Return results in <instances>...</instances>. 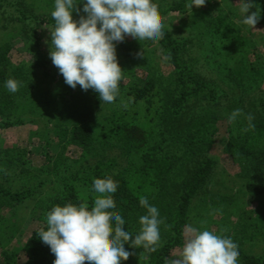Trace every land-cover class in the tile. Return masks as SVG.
<instances>
[{"label": "rangeland", "instance_id": "1", "mask_svg": "<svg viewBox=\"0 0 264 264\" xmlns=\"http://www.w3.org/2000/svg\"><path fill=\"white\" fill-rule=\"evenodd\" d=\"M173 1H184L186 6V0H156V3H160L166 10ZM54 2L55 0H6L3 3V10H0V48H9L7 57L11 68L18 67L30 76L29 71L35 65L33 53L26 49V43H30L33 39L32 29L24 22L15 21L14 16L20 15L18 11L33 16L38 13L51 15ZM239 2L240 0H206L205 6L199 9L193 8L192 12L186 6L182 11H171L163 17V27L168 34L186 43L183 60L187 61L200 77L208 81L206 86L209 89L214 88L218 91L217 95L221 94L218 103L212 97L207 100L203 96L192 97L186 104L187 107L180 112L165 100H159L157 87L152 92L153 96H150L151 104H148L146 100L133 103L129 100L132 75L124 73L122 69V81L116 101L111 104L103 103L98 112L100 115L116 117L131 116L148 132L153 133L151 139L157 147L155 148L157 155L168 156L173 162L172 183L175 185H180L189 178L202 163L212 160L214 166L211 178L199 191L195 192L187 212L186 226L191 225L200 230L231 237L246 253L258 256L264 252V195L251 194L247 191V184L257 181L256 172L248 158L241 155L237 144L244 132L240 126L244 129L248 126L245 122V114L247 116L251 114L259 121L257 113L264 115L258 110L260 101L264 99V24L262 22L264 0H252L256 7H253L251 11H256L257 7L261 11V19L255 29L241 23ZM260 2H263V5ZM209 11L211 14L206 16ZM203 12L205 15L202 14ZM231 22L234 27L230 25ZM54 28L53 25L39 27L42 47L48 56L50 32ZM232 28L239 31L243 41L229 39L230 34L236 33V31L230 32ZM131 40L135 39L126 37L123 42L117 43V54L120 45ZM146 44L149 45L148 56L153 63H151V69L140 70L137 74L150 81L152 75L158 72L161 82L171 85L175 80L176 72L167 57V51L160 44L159 39L146 41ZM53 67L57 69L54 65ZM58 78L57 75L56 79ZM49 81V79H43L41 86L52 88L56 81L51 80L48 86ZM231 92L236 96L231 95ZM233 105L238 109L244 108L246 113H242L235 123L229 124L228 119H222V117H228L233 111ZM191 116H201L208 128L214 127L206 136L208 141L201 142L196 138L193 143L189 142L193 139L190 135L194 132H189L185 125L174 127L179 119ZM23 118L25 124L0 130V149L7 146L16 149L15 153H20V158L16 157V167H18L16 172L21 171L20 183L12 176H9L8 180L6 178L0 180V183L9 189H11L9 186L13 184L15 191H27L35 183L43 182V184L41 186L38 184L36 192H33L28 199V205L19 211L20 216L24 217V229L22 234L14 240L15 245L18 246H22L34 231L43 226L42 222L36 220L37 216L45 212L48 200L57 193L56 191L63 190L64 186L72 182L70 175L76 171L90 172L101 159L95 158L94 153H102L95 150L88 155L85 151H81L79 146H72L59 140V137L64 136V132L70 128V122L65 115H53L51 120L49 116H41V114H27ZM0 123H4L1 115ZM55 128H59L60 132L46 133ZM252 130L254 133L255 129ZM212 131L213 134L210 135ZM176 132L182 137L178 138ZM108 148L107 146L106 149ZM108 150L111 156H117V168L125 172L136 195L144 197L149 194L152 189V175L131 166L128 159L122 157V151ZM64 162L69 169L60 166ZM107 162L112 165L110 160ZM17 186L19 188L16 189ZM219 197L226 198V202L229 203L227 207L230 205L229 212L233 207L237 211V214L229 219L232 221L231 225L223 230L219 229L215 223L221 217L215 215L212 218L207 212V207L212 205L210 203ZM5 203L6 199L0 195V205ZM6 211L5 208L3 212ZM255 217L260 219V236H257V232L251 226V220L256 219ZM238 223L244 225L243 234ZM186 226L182 234L183 244L187 235ZM170 236L168 228L160 229V239L154 246L156 251L161 250ZM183 244L166 258L180 257ZM151 253L150 248H136L132 264H152ZM25 261L27 258L21 256L16 264H25ZM0 264H5L1 251ZM238 264L242 263L238 260Z\"/></svg>", "mask_w": 264, "mask_h": 264}, {"label": "trees", "instance_id": "2", "mask_svg": "<svg viewBox=\"0 0 264 264\" xmlns=\"http://www.w3.org/2000/svg\"><path fill=\"white\" fill-rule=\"evenodd\" d=\"M4 2L6 0H0L1 11L3 10ZM153 2L157 7L162 25L165 15L171 11H182L186 7L183 3L184 1H173L168 9L165 10L160 3H156V0H153ZM75 3L78 5L80 0H75ZM260 3L263 5V2ZM77 7L80 11L79 13L73 12L74 20H79L80 15H83V5L80 4ZM17 13H20V15L14 16L16 18L14 20L20 23L24 22L32 29L33 39L30 43H26V49L33 53L35 65L29 71L30 76L23 73L18 67L11 68L7 57L10 52L9 48H0V115L4 120V123H0V130L25 124L23 117L27 114L47 115L50 120L53 115H65L70 122V128L64 132V136L59 137V140L72 146H79L80 150L85 151L88 155L94 153L95 150H99L102 153H94L95 158L99 159L100 157L101 159L98 160V164L90 172L83 170L72 173L70 175L72 182L64 186L63 190L56 191L57 193L48 200L45 212L39 214L36 219L40 223L42 222L43 226L34 231L22 246L14 243V240L22 234L24 229V217L20 216L19 211L28 205V199L33 195V192H36L40 183H35L27 191H15L12 187L13 184L9 186L11 187L9 189L0 183V195L6 199V203L0 205V251L5 264H16L21 256L27 258L25 264H53L55 256L38 236V233L46 228V214L53 206L64 205L68 202H82L91 206L96 196L92 190L94 178L111 177L114 180L117 185V191L112 197L115 203L114 214L118 213L124 218V230L126 232L129 231L133 235L139 234V229L141 228L139 218L146 214V209L141 207L139 203L142 197L136 195L125 172L117 168V156H111L108 153L110 152L108 149L122 151V157L127 158L131 166L140 168L152 175V189L144 197L149 200L150 204L158 208L160 219L163 221L160 229L168 228L171 235L169 241L161 250L152 251L151 253L152 264H163L165 258L174 249L183 244L182 234L186 226L187 212L192 204L195 192L199 191L211 178L214 162L208 160L202 163L180 185L173 184V162L168 156L157 155V147L151 139L153 133L148 132L145 127L137 123L131 116L100 115L98 109L103 102L100 101L98 94L91 89L84 91L79 86L76 89L71 88L64 82L59 70L53 67L50 57L43 50L39 29L43 25L55 26L52 16L42 13L33 16L27 15L22 11ZM202 14L205 15L204 12ZM210 14L211 11L206 16ZM262 14L263 17L264 5ZM262 22L264 24L263 18ZM230 25L234 27L233 22ZM162 31L164 34L159 38V42L167 51V57L175 67V80L171 85H165L161 82V76L157 71L156 74L152 75V80L150 81L146 77H140L137 73L140 70L151 69V63H153L148 56L150 54L149 45L146 44V41L137 39L125 42L120 45L117 58L124 73L132 75L130 81L131 97L129 100L133 103L146 100L148 104H151L150 96L157 87L160 95L159 100H165L173 108L179 109L180 112L187 107L186 104L192 97L203 96L206 98L205 100L212 97L218 103L221 94L217 95L216 92L218 91L214 88L209 89L206 86L208 81L200 77L188 65V62L183 60L182 55L186 48V43L170 36L164 27ZM234 31L236 33L230 34L229 39H240L243 41L236 28H232L230 32L233 33ZM142 72L144 73V71ZM57 75L59 76L58 79H56ZM9 78L19 82L18 91L15 94L9 93L5 87V81ZM43 79L50 80L48 86L51 84V80H55L56 83H54L52 88H49L50 86L42 87ZM231 95L236 96L233 92H231ZM225 98L227 97L225 96ZM237 104L239 103L237 102ZM240 108L242 113H246L244 108ZM235 109L238 108L233 105V110ZM258 110L264 113V99L260 101ZM257 117L260 118V121L253 119L254 122H252L255 125L253 128L255 132L252 133V129L244 131L237 147L241 155L248 158V161L252 163V168L256 172L255 179L257 181L252 182L253 184L248 183L247 191L251 194L264 195V115L257 113ZM225 118L228 117H222V119ZM245 122L248 124L246 114ZM183 125L189 132H194V134L190 135L193 139L189 140L192 143L196 138L201 142L208 141L209 139L206 136L209 134V130L214 128H208L201 116L179 119L174 124V127ZM240 127L244 129L243 126ZM51 132L59 133L60 129L55 128L54 130L46 131L49 134ZM176 134L178 138L182 137L178 132ZM212 134L213 131L210 135ZM107 146L109 147L108 149H106ZM15 151L16 149L7 146L1 147L0 180L12 176L15 181L19 180L20 183L21 171L19 172L18 170L16 172L18 169L16 167V157L20 158V153H15ZM82 156L86 157L85 155ZM107 160H110L112 165ZM60 166L68 168L66 162ZM42 184L43 182L40 186ZM17 188L19 187L17 186ZM210 204L212 205L207 207V212L211 214V217L214 218L215 215L221 217L217 221L219 223L215 222L218 228L221 230L228 228L232 223L229 219L237 214L236 209L233 207L231 212H229L230 205L227 207L229 203L226 202L225 197H219ZM5 208L7 211L3 212ZM255 218L250 223L254 231L257 232V236H260V219L258 217ZM238 225L243 234L244 225L242 226L240 223ZM130 244L131 241L125 244V249L131 255L127 261H122L121 264H132L134 260L136 248L130 247ZM238 248V260L242 264H264V252L257 256L246 253L241 247Z\"/></svg>", "mask_w": 264, "mask_h": 264}, {"label": "clouds", "instance_id": "3", "mask_svg": "<svg viewBox=\"0 0 264 264\" xmlns=\"http://www.w3.org/2000/svg\"><path fill=\"white\" fill-rule=\"evenodd\" d=\"M83 15L74 20L73 12ZM206 0H186L187 8L205 6ZM241 23L255 29L261 11L252 0H240ZM55 0L51 16L55 28L51 30L49 56L73 89L94 90L103 103H114L122 81V69L117 58V43L126 37L139 41H153L163 36V25L153 0ZM5 87L11 93L18 91L19 82L9 78ZM242 115L235 109L228 115L232 124ZM254 117L247 116L253 129ZM92 190L96 194L91 206L86 203L68 202L55 205L46 214V228L38 233L40 240L55 256L53 264H121L127 261L130 247L151 249L160 239V213L146 197L139 201L146 214L140 216L139 234L124 230L125 220L114 214L113 194L117 185L111 177L94 178ZM186 239L181 256L169 257L165 264H238V244L231 237L208 230L186 226ZM127 242V243H125Z\"/></svg>", "mask_w": 264, "mask_h": 264}]
</instances>
